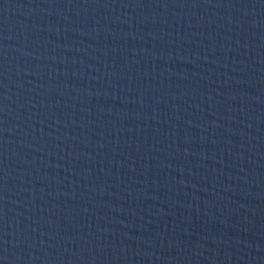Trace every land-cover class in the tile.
Segmentation results:
<instances>
[{"label":"water","instance_id":"obj_1","mask_svg":"<svg viewBox=\"0 0 264 264\" xmlns=\"http://www.w3.org/2000/svg\"><path fill=\"white\" fill-rule=\"evenodd\" d=\"M240 0H0V227Z\"/></svg>","mask_w":264,"mask_h":264}]
</instances>
